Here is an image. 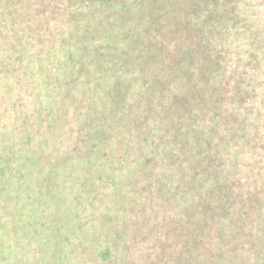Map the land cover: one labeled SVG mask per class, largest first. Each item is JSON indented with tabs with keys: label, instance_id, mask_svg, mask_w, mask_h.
<instances>
[{
	"label": "trees",
	"instance_id": "trees-1",
	"mask_svg": "<svg viewBox=\"0 0 264 264\" xmlns=\"http://www.w3.org/2000/svg\"><path fill=\"white\" fill-rule=\"evenodd\" d=\"M35 235L264 264V0H0V247Z\"/></svg>",
	"mask_w": 264,
	"mask_h": 264
},
{
	"label": "rangeland",
	"instance_id": "rangeland-1",
	"mask_svg": "<svg viewBox=\"0 0 264 264\" xmlns=\"http://www.w3.org/2000/svg\"><path fill=\"white\" fill-rule=\"evenodd\" d=\"M102 195H105V192L102 193ZM88 211L87 218L89 221V227L90 228H96L100 227L101 224H104L105 220L101 219V216L99 212H92ZM36 215L32 218V220L38 222H44L47 227L52 222L54 217L48 214V217H44L42 212L35 211ZM33 213V214H34ZM42 216L41 218H38ZM36 219V220H35ZM54 228V227H53ZM52 228V229H53ZM57 228V226H56ZM28 229V230H27ZM27 229H20V234L22 235H28V232L31 230L29 228ZM50 229V230H52ZM49 230V231H50ZM93 230V229H91ZM26 235V236H27ZM15 236V235H14ZM56 234L53 233L52 242H58L56 241ZM43 235H35L32 238H29L28 241L30 244H27V242H24L21 238L18 241V243L15 242V240H6V243L4 242L2 246L0 247V251H4V261L3 264H108L107 262H99V257L96 254V248H91L92 251L95 253L90 258L89 255L92 254L91 250L88 249L86 240L84 239H77L75 242H77L81 249L78 250L77 253H70L71 249H64L63 251L53 249L51 243L44 244L42 242ZM61 238V237H60ZM59 238V239H60ZM74 241L70 242L67 240L65 242V245H69L70 243H75ZM18 246V247H17ZM118 264V263H114Z\"/></svg>",
	"mask_w": 264,
	"mask_h": 264
}]
</instances>
